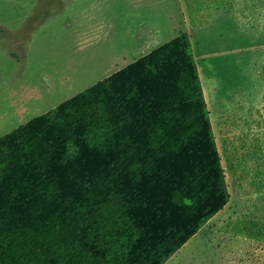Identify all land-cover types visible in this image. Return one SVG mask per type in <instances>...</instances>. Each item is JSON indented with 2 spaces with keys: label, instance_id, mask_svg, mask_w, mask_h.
I'll return each mask as SVG.
<instances>
[{
  "label": "trees",
  "instance_id": "obj_1",
  "mask_svg": "<svg viewBox=\"0 0 264 264\" xmlns=\"http://www.w3.org/2000/svg\"><path fill=\"white\" fill-rule=\"evenodd\" d=\"M230 198L184 32L0 137V264H164Z\"/></svg>",
  "mask_w": 264,
  "mask_h": 264
},
{
  "label": "rangeland",
  "instance_id": "obj_2",
  "mask_svg": "<svg viewBox=\"0 0 264 264\" xmlns=\"http://www.w3.org/2000/svg\"><path fill=\"white\" fill-rule=\"evenodd\" d=\"M184 32L231 198L164 264H264V0H0V137Z\"/></svg>",
  "mask_w": 264,
  "mask_h": 264
}]
</instances>
